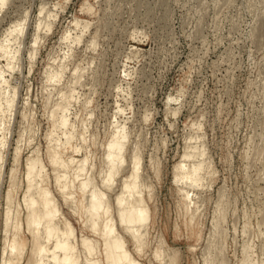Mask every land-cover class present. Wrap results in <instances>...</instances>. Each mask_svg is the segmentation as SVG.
<instances>
[{"label": "rangeland", "instance_id": "1", "mask_svg": "<svg viewBox=\"0 0 264 264\" xmlns=\"http://www.w3.org/2000/svg\"><path fill=\"white\" fill-rule=\"evenodd\" d=\"M1 46L0 264H109V226L134 264H264V0H0Z\"/></svg>", "mask_w": 264, "mask_h": 264}, {"label": "bare ground", "instance_id": "2", "mask_svg": "<svg viewBox=\"0 0 264 264\" xmlns=\"http://www.w3.org/2000/svg\"><path fill=\"white\" fill-rule=\"evenodd\" d=\"M0 51L4 53V51H5L4 46L0 47ZM4 55L7 58L6 60L8 62V65L12 66V63H13V60H14L15 56L7 54V53L6 54L4 53ZM10 66H9V68H10ZM12 101L13 100L11 99V97L10 98L9 97H5V101L3 102V104H0V112H4L6 108H8V109L11 108ZM55 114H56V111H53L51 116L53 117ZM60 119H61V121H60L61 123L60 124H62L63 126L67 125V117L66 116L63 115L62 118H60ZM1 145H2V142L0 141V160H1ZM122 146H123V139L120 136H118L113 141H111V143L108 144V151H107V154H106V160L112 162V164L115 161L119 162L121 160L119 157H120V154H121ZM116 152L118 154H115ZM49 155H50V162H51L52 166H59V165L62 166V163L59 164V161H58L59 157H57V154H54L53 151H50ZM115 155H117V156H115ZM35 164H36V162L29 163V165L27 166L28 168L26 169V176L28 178V188H29V190L33 188V183H32V180H29L30 179L29 176H30L31 173H33V170L35 169ZM134 165H135L134 168H133L134 169V173H133V177L134 178L132 179V186H133L132 188H133V190H134V186H135V179H136L135 176H136V173H137L138 163H135ZM201 170H202V165L201 164L196 166V168H194V170H192L193 172H191L192 175H190V179L188 178L189 179L188 180L187 178H185L186 182L188 180V184L190 183L192 186L193 185H197V183L199 181L198 175L201 172ZM111 171H113V170H111ZM110 174H112V176H113L114 173L110 172ZM112 176H110L111 177L110 180L112 179ZM57 181L58 182L61 181V177H57ZM87 186H88V183L84 182L82 184L81 188L83 190H85L87 188ZM60 187H61V190L63 192V190L66 189L65 183L62 182ZM132 188H131V190H132ZM126 189L128 190V188H125V192L124 193H125L126 196L120 195L119 197H117V202L121 205V209L119 211L120 221H121V224L123 226H125L126 229L129 231V233L131 234L132 238L136 239L135 238L136 234H135V231L133 230L132 227L133 226L144 225L147 222V220H148V214H147L146 209L143 208L142 206H140L139 204H137L136 206L131 207V208L128 206V205H131V203L129 202L130 200H127V198L129 197L130 194H128V191ZM93 194H95V193H93ZM96 196H97V194H96ZM38 198L42 199V209L44 211V213H43L44 216L45 217L52 216L53 211H52L51 205H50L51 202H49L47 189H45V188L44 189L43 188L38 189V193H37L36 199H38ZM8 199H9V201L11 200L10 192H9ZM31 200H30L31 202H29V205H30V208L32 209V208H35V205H36L37 201L34 200V199H31ZM39 201H41V200H39ZM100 202H101L100 198L97 199V200L95 198L94 203L91 205V212H92L93 215L97 214V211L99 210V203ZM10 216H11L10 211H8L6 213V219H5V221H6L5 224H7V225L10 222ZM19 217L20 216H17V219H20ZM20 222H21V220H20ZM20 222H19V220L17 222H15L14 229H13L15 232H18V231H20V229H22V227H21L22 225H21ZM39 223H40V219L39 218H36V219L33 220L32 228H33L34 232H36ZM92 230L94 232H97L99 230L98 224L96 222L93 223ZM51 234H52V232L48 231V236H51ZM62 234L64 236L68 235L66 229L62 230ZM100 234L102 235V237L104 238V241H105V246H106L105 255H106V259L108 260L109 264H134V262H131L132 259L127 257V255L125 254V252L123 250V245L121 244V242L118 240V238L113 236L112 227L109 226L108 228H105L104 231H102ZM61 243H58L56 245V249L67 250V248L63 244V242H61ZM82 245L86 247L87 251L90 254L93 252V248H92V246H90L88 244L87 240L83 239L82 240ZM24 250L25 249L20 250L19 254H23ZM67 256H65L63 260H59V264H77V262H76V260H75V258L73 256L70 257V255H68V254H67ZM156 256H158V254H156ZM57 264H58V261H57ZM92 264H98V263H92Z\"/></svg>", "mask_w": 264, "mask_h": 264}]
</instances>
